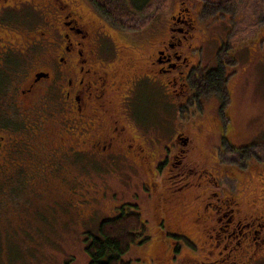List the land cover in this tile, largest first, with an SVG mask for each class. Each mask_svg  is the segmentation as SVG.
<instances>
[{"label":"flooded vegetation","instance_id":"1","mask_svg":"<svg viewBox=\"0 0 264 264\" xmlns=\"http://www.w3.org/2000/svg\"><path fill=\"white\" fill-rule=\"evenodd\" d=\"M199 1L180 0L160 35L164 23L158 20L148 29L115 26L95 0H0V181L15 177L23 183L34 159L48 155V166L38 173L44 186L58 183L71 191L63 196L73 200L80 218V208H90L82 219L87 221L107 202L103 182L113 175L121 179L118 168H136L153 183L148 202L162 230L156 241L166 242L171 251L168 259L172 251L178 256L183 243L188 246L184 239L193 244L190 249L199 248L190 237L196 227L208 237L201 244L205 259L214 258L200 264H264L262 198L244 204L239 189L248 169L236 158L229 167L220 166L208 147L204 155L183 130L168 141L173 151L159 143L160 130L175 127L177 110L199 96L203 79L219 70L209 64L213 57L220 59L225 44L211 47L220 39L205 32L209 5ZM236 2L219 0L210 8L230 10ZM154 34L160 36L149 51ZM136 46L140 61L130 51ZM155 165L163 173L158 180ZM227 176L238 182L236 194L224 185ZM80 183L83 194L74 190ZM181 207L190 208L185 220L174 214ZM166 235L175 240L167 241ZM221 247L228 252L225 258L216 257Z\"/></svg>","mask_w":264,"mask_h":264},{"label":"rangeland","instance_id":"2","mask_svg":"<svg viewBox=\"0 0 264 264\" xmlns=\"http://www.w3.org/2000/svg\"><path fill=\"white\" fill-rule=\"evenodd\" d=\"M179 1L168 0L166 8L158 10L155 6L150 7L152 0H145L137 5L144 6L145 10H148L147 14L156 16L158 22L157 20L155 22L162 25L164 22L168 23L170 14L180 6ZM192 1L201 4L199 0ZM217 1L219 0H202L209 5V9L206 6L208 18L205 17L206 9L204 17L210 27H207L209 30L205 32L214 35L212 38L214 40L220 39L211 47L219 48L221 41L225 44L220 52V59L213 57L212 63L209 64L210 69L218 67L219 70L211 71L212 74L203 79L204 86L199 96L193 97L187 105L177 110L175 127H163L160 130L162 132L159 143L165 151L167 149L168 152L169 149L173 151L168 141L176 130H183L190 134L194 141L193 145L196 144L204 155L206 153L204 149L208 147L220 166L229 167L232 159H238L239 167L244 166L248 169L243 177L245 180L239 183V189L244 190V204L253 203L251 200H258L260 197L262 200L258 206L264 209V178L258 173L264 176V0H236L230 10L227 5L223 9H211L210 7H214ZM127 4L133 8L135 3L127 0ZM183 7H187V4ZM191 9L195 14L198 7L195 5ZM165 23L160 28V35L166 33ZM198 24L201 29L205 26L199 22ZM143 28H146V25ZM136 35L140 37L143 34ZM160 35L154 34L149 37V51L156 45L157 37ZM139 49L140 46L130 48L132 55L138 61L142 60ZM16 63L20 65L22 60L18 58ZM36 105L35 108L41 110V105L39 103ZM45 111L48 113L50 110ZM164 119L165 117L162 116L161 120ZM21 126L23 125L21 124L19 128ZM46 156L48 155H45V158L41 156L40 161L34 159L31 167L24 172L26 174H23V183L15 177L0 181V264H89L90 257L85 251L88 243L86 240L90 238V234L99 232L98 227L104 218L115 216V210L122 211L123 206L128 211L140 210L146 221L145 236L149 238L147 244H135L123 256L128 264H189L190 262V264H200L214 259H205L201 244L208 237H204L201 229L197 232L196 227L190 229V237L199 248L193 250L183 243L182 251L178 256L172 251L168 259L171 251L166 242L156 241L162 237V230L155 224L156 217L148 202V192L152 191L154 186L153 183L148 182L147 176L137 172L138 169L135 168L130 172L127 168H118L117 172L121 179H117L115 175L109 176L107 181L103 182L109 194L106 204H103L105 206L99 205L95 213L96 219L92 217L85 221L82 219H87L91 210L80 208L79 212L83 217H78L73 209V200L63 196L71 191L66 187H59L58 183H53L50 187L44 186L43 175L38 173L48 166L46 162L50 157ZM153 168L157 172L155 180L161 179L163 173L160 167L155 165ZM152 177L153 175H150V179ZM233 179L224 177V183L226 181L224 185L236 194L238 182ZM173 180L176 181L174 178ZM83 185L80 183L74 190L83 194L82 190L85 188ZM11 187L17 188L11 194L2 190ZM88 188L91 189V186ZM101 188L102 186L99 189ZM93 204L98 205L96 201H93ZM184 211L188 212L190 208H179L174 212L175 217L185 220ZM184 226L189 228L187 225ZM174 230L183 232V228ZM164 238L167 241L175 240L168 235ZM176 246H180V243ZM218 252H222V255L217 253L216 257L225 258L228 255L223 247Z\"/></svg>","mask_w":264,"mask_h":264},{"label":"trees","instance_id":"3","mask_svg":"<svg viewBox=\"0 0 264 264\" xmlns=\"http://www.w3.org/2000/svg\"><path fill=\"white\" fill-rule=\"evenodd\" d=\"M100 12L108 18L115 26L125 30H140L144 25L149 26L157 20L156 16H149L148 10L139 4L145 0H132L133 8L127 4V0H95ZM151 6L157 10L167 6L168 0H152ZM138 2V3H137ZM128 6V7H127ZM153 22V23H154ZM123 210L111 218H104L100 223L96 234H90L85 247L90 257L89 264H128L123 256L133 245L146 244L149 238L146 237V221L140 210ZM96 219V215L94 217ZM185 243L193 247V244L184 239Z\"/></svg>","mask_w":264,"mask_h":264}]
</instances>
